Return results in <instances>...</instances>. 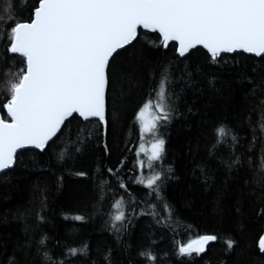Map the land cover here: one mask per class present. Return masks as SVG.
<instances>
[{
	"label": "trees",
	"instance_id": "obj_1",
	"mask_svg": "<svg viewBox=\"0 0 264 264\" xmlns=\"http://www.w3.org/2000/svg\"><path fill=\"white\" fill-rule=\"evenodd\" d=\"M36 3L0 0V82L25 67L7 51L10 29L29 22ZM138 33L110 62L106 126L74 115L44 152H20L0 177V264H264V56L213 62L198 48L182 57L158 33ZM163 76L170 119L153 131L164 153L141 169L137 114ZM8 99L0 83L7 120ZM221 126L229 135L218 140ZM153 171L159 195L136 183ZM121 197L125 219L114 221ZM204 235L217 237L205 253H178Z\"/></svg>",
	"mask_w": 264,
	"mask_h": 264
},
{
	"label": "snow or ice",
	"instance_id": "obj_2",
	"mask_svg": "<svg viewBox=\"0 0 264 264\" xmlns=\"http://www.w3.org/2000/svg\"><path fill=\"white\" fill-rule=\"evenodd\" d=\"M138 29L158 33L164 47L177 42L180 56L202 46L213 62L223 53L238 51L261 57L264 0H37L30 22H15L10 29L7 51L23 58L25 67L19 69L17 81L0 82L10 93L4 104L10 122L0 117V172L14 166L21 149L43 151L73 114L84 121L95 118L106 126L110 62H115L118 50L137 40ZM167 83L163 76L155 99L146 101L138 112L142 132L157 129L160 121L170 119ZM150 112L151 121L146 122ZM216 135L220 140L229 132L221 126ZM164 145L160 138L152 144L149 168L153 161L161 160ZM138 164L142 169L144 161ZM160 179L161 173L153 171L146 180L137 177L136 183L159 195ZM120 187L127 191L123 183ZM123 205V197L115 202L114 221L125 219ZM216 239L214 235L200 236L178 245V253H203ZM226 243L231 248L234 242ZM258 247L264 252V236ZM70 252L75 255L77 249ZM142 255L155 260L150 253Z\"/></svg>",
	"mask_w": 264,
	"mask_h": 264
},
{
	"label": "water",
	"instance_id": "obj_3",
	"mask_svg": "<svg viewBox=\"0 0 264 264\" xmlns=\"http://www.w3.org/2000/svg\"><path fill=\"white\" fill-rule=\"evenodd\" d=\"M30 22V21H29ZM141 29H138V32L140 31ZM134 43V42H133ZM172 43H174V44H176V47H177V53H178V55H179V51H178V43L177 42H175V41H171V42H169V44H168V46L169 45H171ZM131 45H128V46H126V48L125 49H127L128 47H130ZM203 49L204 51H206L207 52V50L206 49H204L202 46H197L195 49ZM125 49H121V50H118V53L119 52H121V51H123V50H125ZM195 49H192V50H190L185 56H187L190 52H192L193 50H195ZM117 53V54H118ZM208 53V52H207ZM240 53H243V52H235V53H223V54H221V55H224V54H226V55H235V54H240ZM209 54V53H208ZM244 54H247V55H251V56H255L254 54H249V53H244ZM15 55H18V54H15ZM116 54H114V56H115ZM210 55V54H209ZM19 56V55H18ZM180 56V55H179ZM185 56H182V57H185ZM211 56V55H210ZM255 57H257V56H255ZM5 112H6V115H7V110L5 109ZM74 115H76V114H73V116ZM0 117H3L1 114H0ZM8 117V116H7ZM106 122H107V91H106ZM82 119V118H81ZM93 119H95V118H93ZM8 120H9V122H10V117H8ZM96 120V119H95ZM102 123V122H101ZM104 126H105V124L104 123H102ZM63 128V127H62ZM62 128H61V130H62ZM59 135V133L57 134V136ZM56 137H54L53 138V140L55 139ZM52 140V141H53ZM52 141H49V144L52 142ZM48 146H46L45 147V149L43 150V151H41V150H39V149H35V148H25V149H21V150H19L18 151V153H17V155L20 153V152H22V151H25V150H36V151H39V152H44L45 150H46V148H47ZM15 165H16V163L14 164V166L13 167H11V168H9V169H5L3 172H0V177L4 174V173H6L7 171H9V170H11V169H13L14 167H15ZM262 236H264V234L262 235ZM216 241V240H215ZM215 241H212V242H209V244L207 245V247H206V250L203 252V253H205L206 251H207V249L215 242ZM261 253H263L264 254V252H261Z\"/></svg>",
	"mask_w": 264,
	"mask_h": 264
},
{
	"label": "rangeland",
	"instance_id": "obj_4",
	"mask_svg": "<svg viewBox=\"0 0 264 264\" xmlns=\"http://www.w3.org/2000/svg\"><path fill=\"white\" fill-rule=\"evenodd\" d=\"M152 111H155V108H153ZM145 120H146V122H150L151 121V112L150 113H146ZM142 133H143V141H142V143H140V153H142L143 156L147 158L148 155H150L151 152H152V144L158 138H157V136H156V134H155V132L153 130L143 131ZM141 145H143V151H141ZM146 163H148V160L144 161V165Z\"/></svg>",
	"mask_w": 264,
	"mask_h": 264
},
{
	"label": "bare ground",
	"instance_id": "obj_5",
	"mask_svg": "<svg viewBox=\"0 0 264 264\" xmlns=\"http://www.w3.org/2000/svg\"><path fill=\"white\" fill-rule=\"evenodd\" d=\"M140 161V160H139ZM142 171V170H141Z\"/></svg>",
	"mask_w": 264,
	"mask_h": 264
}]
</instances>
